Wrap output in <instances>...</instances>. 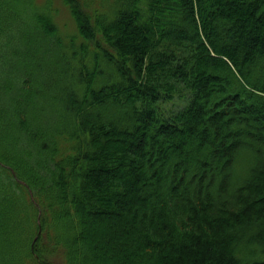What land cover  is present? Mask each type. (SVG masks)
<instances>
[{
  "label": "trees",
  "instance_id": "trees-1",
  "mask_svg": "<svg viewBox=\"0 0 264 264\" xmlns=\"http://www.w3.org/2000/svg\"><path fill=\"white\" fill-rule=\"evenodd\" d=\"M60 1L0 0V264H264V0Z\"/></svg>",
  "mask_w": 264,
  "mask_h": 264
},
{
  "label": "rangeland",
  "instance_id": "rangeland-1",
  "mask_svg": "<svg viewBox=\"0 0 264 264\" xmlns=\"http://www.w3.org/2000/svg\"><path fill=\"white\" fill-rule=\"evenodd\" d=\"M56 6H59V13L58 15L60 16V20L59 22L62 23L64 19H66L67 16V26L65 27L66 30H68L71 26H72V21L71 18L68 17L67 15V10L65 9V7L61 4L60 0H54V2ZM58 20V18H56ZM106 227H104V225L98 224V223H94V222H90L88 225V231L90 233H92V235L95 237V232H99V230H104L105 231ZM94 233V234H93ZM97 235V234H96Z\"/></svg>",
  "mask_w": 264,
  "mask_h": 264
}]
</instances>
